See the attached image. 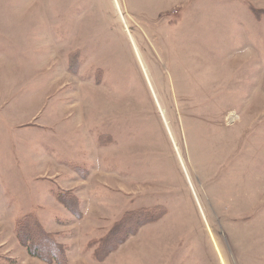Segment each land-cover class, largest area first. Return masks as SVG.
<instances>
[{
	"label": "rangeland",
	"instance_id": "obj_1",
	"mask_svg": "<svg viewBox=\"0 0 264 264\" xmlns=\"http://www.w3.org/2000/svg\"><path fill=\"white\" fill-rule=\"evenodd\" d=\"M135 1L0 0V264L26 213L68 264H264V0Z\"/></svg>",
	"mask_w": 264,
	"mask_h": 264
},
{
	"label": "trees",
	"instance_id": "obj_2",
	"mask_svg": "<svg viewBox=\"0 0 264 264\" xmlns=\"http://www.w3.org/2000/svg\"><path fill=\"white\" fill-rule=\"evenodd\" d=\"M57 200L69 210L75 212L78 209L79 200L75 193L59 192ZM160 209L159 207H149L133 213L126 212L121 219L115 222L107 236L101 239V248L103 250L113 249L115 246L113 241L116 238L123 241L131 228L132 231H135L139 222L142 225L153 223L163 214ZM14 232L17 241L30 257H35L45 264H68L67 249L55 239L53 234L45 230L35 213H26L17 219L14 224ZM103 250L98 252L97 249L96 253L99 254Z\"/></svg>",
	"mask_w": 264,
	"mask_h": 264
},
{
	"label": "crops",
	"instance_id": "obj_3",
	"mask_svg": "<svg viewBox=\"0 0 264 264\" xmlns=\"http://www.w3.org/2000/svg\"><path fill=\"white\" fill-rule=\"evenodd\" d=\"M161 0H137L135 2H129V3H138V4H148V5H153V4H157V2H160ZM235 1V0H233ZM237 1V0H236ZM162 3V2H160ZM241 4L244 5L245 9L247 10V13L249 15H251L253 13V10L250 8V5L251 4H254L252 3L250 0H241ZM255 5H258L255 3ZM262 7L264 6V4H261ZM220 145V144H219ZM223 150H224V154H225V157L226 159L223 157L221 160L220 158L218 157H215V160L214 162H218L219 160L223 163H226L228 162L229 159H231V155L236 151V150H230L231 148V142L228 140V137L225 136V138L223 139ZM207 148L209 149H213L211 146H209V144L207 143V145H204L203 149L207 150ZM236 148V147H235ZM218 160V161H217ZM233 161V160H232ZM187 178H188V175H186ZM189 180V178H188ZM190 185H193L190 181H189ZM258 196H261V193L260 192H252L251 195H248L246 192L245 193H242L240 194V198H239V206L241 207L240 209L244 208L245 206H248L249 208L253 207L254 204H251L252 203V200L254 199V197H258ZM250 199V200H249ZM263 202V201H262ZM260 203V202H259ZM201 204V203H200ZM198 205L202 207V205ZM249 204H251V206H249ZM201 207H199L200 209V212H202L201 210ZM247 207V208H248ZM247 208H245L244 210H247ZM248 208V209H249ZM204 215V214H203ZM259 218H261V215L258 216ZM207 222V221H206ZM208 223V222H207ZM208 225V224H207ZM259 227V229L261 228V221L260 220H256V228Z\"/></svg>",
	"mask_w": 264,
	"mask_h": 264
}]
</instances>
